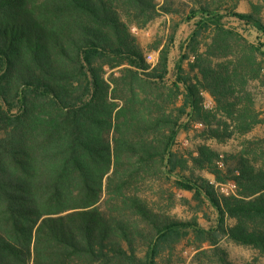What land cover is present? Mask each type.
Wrapping results in <instances>:
<instances>
[{"label":"trees","instance_id":"trees-1","mask_svg":"<svg viewBox=\"0 0 264 264\" xmlns=\"http://www.w3.org/2000/svg\"><path fill=\"white\" fill-rule=\"evenodd\" d=\"M240 1L0 0V264H235L221 239L264 256V135L245 137L264 0ZM183 4L145 52L131 27Z\"/></svg>","mask_w":264,"mask_h":264},{"label":"rangeland","instance_id":"rangeland-1","mask_svg":"<svg viewBox=\"0 0 264 264\" xmlns=\"http://www.w3.org/2000/svg\"><path fill=\"white\" fill-rule=\"evenodd\" d=\"M181 1V0H179ZM185 3L187 0H183ZM256 1V0H254ZM181 9H185V12L182 11L178 15H167V14H162L157 16L155 19L147 23L144 27L142 28H136L135 26H132L131 29L134 32V34L137 37V40L139 44L142 46V48L147 51V47L149 44H151L154 40H160L164 41L167 39L168 33L170 32V27L172 25V22L175 20L181 19L182 16L186 14V9L187 7L180 6ZM237 11L245 12L249 10V5L247 2L244 0L240 1L237 5L236 8ZM262 19L264 21V8L262 9ZM227 22H229L231 25H234L235 27H239V23L237 20H234L232 18L227 19ZM191 22H180L174 36V40L170 46V52H169V67L170 69L172 68L173 62L178 54V42L182 39H184L188 33L190 32L191 29ZM249 39H253L254 33L252 32H244ZM151 53V52H147ZM155 57H156V52H152ZM146 54V55H147ZM150 62V61H149ZM153 63V62H151ZM209 104V100L207 101ZM257 105L261 109V111L264 113V89H258V94H257ZM264 135V124H261L254 128L250 133H248L245 137H254V136H263ZM180 145L181 146H188L191 145V142L188 141L185 136L181 135L180 138ZM238 139H229L226 142L223 143H218L214 140H208V143L218 149L220 152L223 151H231L235 149L238 145ZM204 175L212 178L210 174L204 172ZM227 189V188H225ZM175 204L170 210V213L175 216L176 218L180 219H187L191 215H193V211L190 207H188L186 204H183L180 200V197H186L190 198V194L184 191H176L175 190ZM193 204V201H191V205ZM207 217L209 219L213 218V215L211 212L205 208ZM198 220L201 224L207 225L208 222L202 215V213H197ZM220 243L222 246L227 250V253L229 255V258L235 263V264H264V256L260 255L255 249L248 247V246H243L239 244H235L230 241H226V239H221ZM184 247L181 245L179 248L180 252L183 250ZM189 251L186 250L184 255L186 257L189 256ZM180 254V253H179Z\"/></svg>","mask_w":264,"mask_h":264},{"label":"built area","instance_id":"built-area-1","mask_svg":"<svg viewBox=\"0 0 264 264\" xmlns=\"http://www.w3.org/2000/svg\"><path fill=\"white\" fill-rule=\"evenodd\" d=\"M146 58L150 62H154L155 59H156L155 55L152 52L151 53H148L146 55ZM232 187H233V185H228V186L223 187L222 189L225 190V191H227L228 189H232ZM225 188H227V189H225Z\"/></svg>","mask_w":264,"mask_h":264}]
</instances>
